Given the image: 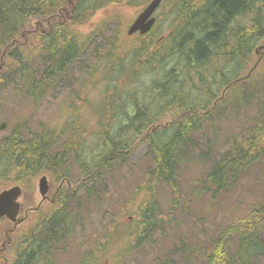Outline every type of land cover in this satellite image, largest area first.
I'll return each instance as SVG.
<instances>
[{
    "label": "trees",
    "instance_id": "16d2710c",
    "mask_svg": "<svg viewBox=\"0 0 264 264\" xmlns=\"http://www.w3.org/2000/svg\"><path fill=\"white\" fill-rule=\"evenodd\" d=\"M115 2L0 0V90L14 82L13 88L26 97L41 99L83 55L77 27ZM176 5L167 47H156L157 41L148 33L135 52L147 57L144 62L152 76L147 88L150 97L131 96L128 102L116 90L114 95H105L104 108L95 116L96 149L89 153L78 147L80 138L54 151L62 135L55 128L26 134L22 127H16L0 140V186L20 185L24 192L33 190L40 175L53 181L65 180L69 158L85 177L99 179L95 174L102 167L109 170L115 166L145 137L154 162L151 175L177 188L176 170L185 146L212 122L211 115L228 96L245 99L242 81L255 80L256 69L250 64L264 44V0H182ZM33 20L38 24L35 27ZM108 58L118 61L114 53ZM39 59L42 70L37 66ZM115 75L117 69L113 68L107 79L114 81ZM167 113L175 117L161 123ZM257 117L250 137L237 141L215 162L200 191L218 193L231 187L264 156V108ZM69 208L63 197L45 213H35L31 231L21 233L12 246L16 255L11 264H37L43 254L48 256L51 243L75 227L74 212ZM160 218L159 203L146 201L139 209L141 234L151 235L159 227ZM210 241L209 247L196 252L194 261L187 264H256L264 258V205L254 206L247 216L229 224ZM80 264L100 262L86 257Z\"/></svg>",
    "mask_w": 264,
    "mask_h": 264
},
{
    "label": "rangeland",
    "instance_id": "374dc122",
    "mask_svg": "<svg viewBox=\"0 0 264 264\" xmlns=\"http://www.w3.org/2000/svg\"><path fill=\"white\" fill-rule=\"evenodd\" d=\"M117 1L99 9L86 25L77 27L82 35L83 55L41 99L33 101L26 97L13 88L14 82L0 90V124H8L0 131V140L16 127H22L26 134L55 128L62 135L54 151L63 150L67 141L80 138L76 142L78 147L89 153L96 149L95 116L104 108L105 95H114L116 90L128 102L131 96L150 97L147 88L152 76L144 62L147 57L135 54L144 35H129L128 29L152 0ZM179 1L182 0H163L157 9L158 21L149 32L157 41L156 47H167ZM36 22L33 20V27L38 25ZM110 53H114L117 62L108 58ZM38 61L37 66L42 70L43 63ZM250 65L256 69L255 80L241 82L245 99L228 96L226 103L211 115L212 122L205 125L204 131L197 132L183 149L176 170V189L166 180L151 175L154 162L145 137L115 166L109 170L102 167L95 174L99 179L85 177L69 158L65 163L67 182L62 189L76 224L71 232L63 233L51 243L48 256L43 254L36 260L37 264H80L86 257L98 258L100 264H168L170 261L187 264L186 261H194L196 255L209 247L210 240L218 237L221 230L247 216L254 206L264 205V156L231 187L218 193L199 190L215 162L237 141L250 137L255 118L260 108H264V44ZM113 68L117 69L114 81L107 79ZM174 117L173 113H167L161 123ZM41 177L35 181L33 190L24 191L20 198L19 218L24 220L0 222V264L12 263L16 255L12 246L21 233L27 235L31 231L36 207L42 204L45 213L53 205L51 201L61 181L47 176L50 190L48 199L44 200L39 192ZM11 186L1 185L0 191ZM148 200L157 201L161 213L159 227L151 235L141 234L138 223L139 209ZM256 264H264V258H259Z\"/></svg>",
    "mask_w": 264,
    "mask_h": 264
},
{
    "label": "water",
    "instance_id": "95a60500",
    "mask_svg": "<svg viewBox=\"0 0 264 264\" xmlns=\"http://www.w3.org/2000/svg\"><path fill=\"white\" fill-rule=\"evenodd\" d=\"M163 0H152L136 17L128 29V34L136 32L147 34L156 23L155 12ZM7 122L0 124V131L7 127ZM50 190L48 177L43 175L39 180V192L43 199L47 197ZM23 195V189L20 185H13L0 191V219L7 218L9 221L19 223L22 219L19 215L22 211L20 198Z\"/></svg>",
    "mask_w": 264,
    "mask_h": 264
},
{
    "label": "flooded vegetation",
    "instance_id": "af4514ba",
    "mask_svg": "<svg viewBox=\"0 0 264 264\" xmlns=\"http://www.w3.org/2000/svg\"><path fill=\"white\" fill-rule=\"evenodd\" d=\"M155 16H156V18H157V15H156V14H155ZM157 21H158V18H157ZM157 21H156V22H157ZM152 29H153V28H152ZM151 31H152V30H151ZM136 33L140 34L139 32H136ZM147 34H148V33H147ZM140 35H141V34H140ZM144 35H146V34H144ZM65 181L67 182V178H66L65 180H61V184H60V186L58 187L57 192L55 193V195H54V197H53V199H52V201H51V204H55L57 200H58V202H59V199H63V194H65V191L62 189V186H63V183H64ZM45 199L47 200L48 197H46ZM45 199H44V200H45ZM41 210H42V204L36 207V212H40ZM22 220H24V219H22ZM25 220H27V218H26ZM7 234H8V233H7Z\"/></svg>",
    "mask_w": 264,
    "mask_h": 264
},
{
    "label": "bare ground",
    "instance_id": "6f19581e",
    "mask_svg": "<svg viewBox=\"0 0 264 264\" xmlns=\"http://www.w3.org/2000/svg\"><path fill=\"white\" fill-rule=\"evenodd\" d=\"M102 9V8H101ZM103 10V9H102ZM157 11V10H156ZM171 16V15H170ZM158 25V24H157ZM99 29V28H98ZM166 32V31H165ZM101 35V34H100ZM162 37V36H161ZM106 38V37H105ZM163 38V37H162ZM108 39V38H107ZM110 41V40H109ZM114 42V41H113ZM109 44H110V42H109ZM114 44V43H113ZM107 45V44H106ZM112 46V45H111ZM126 48V47H125ZM111 49V48H110ZM116 49V48H115ZM111 52V51H110ZM113 52V51H112ZM119 52V51H118ZM129 52V51H128ZM116 53V52H115ZM223 53V52H222ZM251 53V52H250ZM124 54V53H123ZM129 54V53H128ZM104 57V56H103ZM132 57V56H131ZM230 57V56H229ZM224 58V57H223ZM227 58V57H226ZM122 59H123V57H122ZM231 60V59H230ZM124 61V60H123ZM228 61V60H227ZM124 64V63H123ZM81 65H83V64H81ZM104 65V64H103ZM142 65V64H141ZM144 66V65H143ZM253 66V65H252ZM103 67V66H102ZM241 73V72H240ZM140 75V74H139ZM246 77V76H245ZM82 78V77H81ZM72 79V78H71ZM233 79V78H232ZM231 79V80H232ZM139 81V80H138ZM137 81V82H138ZM240 81V80H239ZM69 84V83H68ZM134 84V83H133ZM238 84V83H237ZM68 86V85H67ZM139 87V86H138ZM142 87V86H141ZM64 89V88H63ZM19 90V89H18ZM61 90V89H60ZM59 92V91H58ZM71 92V91H70ZM141 92V91H140ZM225 94V93H224ZM230 95V94H229ZM79 97V96H78ZM196 97V96H195ZM244 97V96H243ZM245 98V97H244ZM255 98V97H254ZM228 100V99H227ZM235 100V99H234ZM40 103V102H39ZM81 103V102H80ZM232 103V102H231ZM216 110V109H215ZM203 124V123H202ZM45 126V125H44ZM144 146V145H143ZM116 169V168H115ZM151 173V172H150ZM92 185V184H91ZM74 193V192H73ZM72 193V194H73ZM72 197V196H71ZM78 204V203H77ZM42 231V230H41ZM37 233V232H36ZM26 243V242H25ZM26 246V245H25ZM45 258H47V257H45ZM90 258V257H89ZM97 260V259H96ZM172 262V261H171ZM96 263V262H95ZM167 263V262H166Z\"/></svg>",
    "mask_w": 264,
    "mask_h": 264
}]
</instances>
